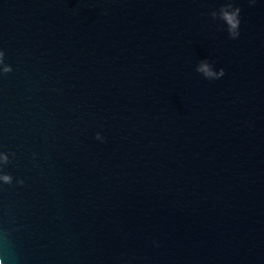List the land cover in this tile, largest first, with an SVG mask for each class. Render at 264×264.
Wrapping results in <instances>:
<instances>
[{
	"label": "water",
	"instance_id": "obj_1",
	"mask_svg": "<svg viewBox=\"0 0 264 264\" xmlns=\"http://www.w3.org/2000/svg\"><path fill=\"white\" fill-rule=\"evenodd\" d=\"M227 2L0 0V264H264V0L235 40Z\"/></svg>",
	"mask_w": 264,
	"mask_h": 264
},
{
	"label": "clouds",
	"instance_id": "obj_2",
	"mask_svg": "<svg viewBox=\"0 0 264 264\" xmlns=\"http://www.w3.org/2000/svg\"><path fill=\"white\" fill-rule=\"evenodd\" d=\"M250 4H254L255 0H249ZM240 13L241 9L239 7H234L231 0L227 2L224 6L220 7L218 11H212L210 16L213 20L219 19L226 26V30L230 39L235 40L240 36ZM4 53L0 51V64H3ZM12 71L10 66L3 67V73L7 74ZM198 73H201L203 77L207 80H218L225 75V70L220 68L219 71H214L213 66L207 61H201L196 68ZM96 139H100L99 134H97ZM8 162V157L6 155H0V163L6 164ZM0 181L4 184H11L12 177L9 175H0ZM23 183V181H19Z\"/></svg>",
	"mask_w": 264,
	"mask_h": 264
}]
</instances>
